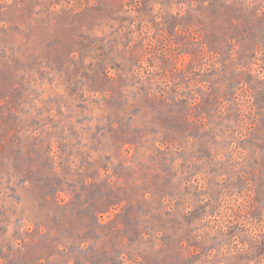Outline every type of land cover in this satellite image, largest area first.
I'll return each mask as SVG.
<instances>
[{
    "label": "rangeland",
    "instance_id": "rangeland-1",
    "mask_svg": "<svg viewBox=\"0 0 264 264\" xmlns=\"http://www.w3.org/2000/svg\"><path fill=\"white\" fill-rule=\"evenodd\" d=\"M0 264H264V0H0Z\"/></svg>",
    "mask_w": 264,
    "mask_h": 264
}]
</instances>
